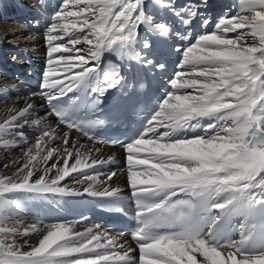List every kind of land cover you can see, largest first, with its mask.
Masks as SVG:
<instances>
[{"label":"snow or ice","instance_id":"obj_1","mask_svg":"<svg viewBox=\"0 0 264 264\" xmlns=\"http://www.w3.org/2000/svg\"><path fill=\"white\" fill-rule=\"evenodd\" d=\"M161 2L165 7L174 5V0ZM202 3L206 4V0ZM176 14L186 26L191 25L201 15L200 5L189 0ZM50 20L45 29L47 59L40 92L50 104L78 90L95 71V63L103 51L133 42L140 25L150 22L143 11V0H63ZM211 23L210 19H203L206 29ZM153 30L167 35L170 28L159 23L153 25ZM177 35L186 42L177 49L182 56L178 72L189 63L185 50L193 61H198V55L193 54L199 49L223 46L224 51L208 57V71L202 75H208L214 81L215 99L230 102V106L200 112V116L213 118L203 129L202 138L192 139L188 144H176L171 142L178 139L174 138L175 128L194 116L176 110L172 98L165 99L144 133L131 142L120 144L125 149L128 184L137 197L134 211L137 227L130 233L136 248L120 243L112 235L98 234L91 229L74 233L66 224L55 223L49 226V231L37 245L22 252L15 240L17 230L0 227V264H264V227H253L248 231L242 226L238 240H222L215 230L219 216L206 231L197 219L201 210L216 209L224 214L245 215L255 207L264 206V75L255 84L232 79L238 74L235 65L239 62L233 57L248 49H259L253 62L264 73V0H238L234 15L225 13L213 28L198 38L193 39L190 31ZM144 46L150 45L145 43ZM159 67L163 68V65ZM175 78L171 82L172 88L176 87ZM119 79L117 73L115 83H119ZM115 83L107 84V87L115 86ZM93 91L102 92V89L97 87ZM255 99L262 102L255 110L260 115L258 124L246 119L243 108ZM237 100L243 103H235ZM32 107L26 104L22 109H13L11 117L0 122V133L12 132L28 124L25 116ZM170 108L173 110L168 113L169 119H163L165 110ZM172 120L175 124L170 123ZM195 122L199 124L198 119ZM69 128L81 131L93 142L118 143L98 141L84 128L72 123L66 124V129ZM16 135L24 139L22 133ZM42 136L43 133L24 151L26 157L35 153L30 159H22L11 176H0V197L16 190L80 194L62 187L61 182L72 173H80L83 179H95L98 183L101 175L106 180L116 175L115 171L101 173L100 169L111 162L112 157L102 159L93 155V152L99 153L100 148L77 144L67 131L60 140L62 148L60 144H45ZM156 140L163 143L154 145ZM80 149H86V169L90 172L77 167ZM69 159H73L72 164ZM49 161H52L50 165ZM17 163L12 161L14 165ZM65 169L70 171L65 172ZM53 170L55 175H50ZM136 173L153 179L136 182ZM162 189L170 190L162 202H141V196L156 195L157 190ZM83 192L107 197L116 195L118 189L107 186L96 191L90 183ZM221 195L225 196L223 202L217 199ZM3 207L4 201L0 199V208ZM6 217L5 213H0V220ZM154 228L172 231L156 235L152 233ZM29 231L25 228L23 235H28ZM31 231L39 229L33 225ZM116 235L123 236L124 233ZM137 249L139 255H133Z\"/></svg>","mask_w":264,"mask_h":264},{"label":"bare ground","instance_id":"obj_2","mask_svg":"<svg viewBox=\"0 0 264 264\" xmlns=\"http://www.w3.org/2000/svg\"><path fill=\"white\" fill-rule=\"evenodd\" d=\"M62 3L63 0H0V122L9 119L13 114V109H22L26 104L33 105L30 113L25 116L28 124L15 128L12 132L0 133V176H11L19 163L23 162L22 159H30L35 154L33 152L26 157L23 153L41 133H43L42 140L45 144L57 145L60 144L66 131L70 139H76L77 144L100 148V152H93V155H98L102 159L112 157V161L105 164L100 171L101 173L115 171L116 175L110 180H106L101 175L99 178L101 182L98 183L95 179H83L80 173H72L61 182L62 187L66 186L70 190L79 191L80 194L35 193L16 190L0 197L4 201V207L0 208V213L7 215L5 219L0 220V227L17 230L15 240L21 246L22 252L29 251L32 246L37 245L42 236L49 231V226L55 224L50 216L53 207L56 204H61L64 207L71 204L72 200L80 195L88 194L83 191L90 183L94 185L96 191H101L107 186L118 189L114 197L124 200L125 197L133 194L128 184L129 173L125 167V149L92 142L77 131L59 125L47 109L48 101L40 94L47 59L45 29L51 23L50 17ZM188 3L189 0H174V5L170 8L163 6L161 0H143V11L149 17L150 22L140 25L139 34L133 42L123 46L116 45L103 51L98 62L95 63V71L87 77L91 79L93 89L99 87L97 74L109 56L123 58L129 69L132 59L145 62L150 68L153 78L157 77L155 81L157 86L159 85L162 102L172 98V105L176 110L194 116V119L187 120L183 126L175 128L174 138L178 139H173L171 142L176 144H188L192 139L202 138L200 136L203 135V129L213 118L200 116V112L223 110L226 105L230 106V102H221L215 99L214 81L210 76L202 75L208 71V57H211L214 52L224 51L223 46H218L216 49H199L197 53L193 54L194 56L198 55V61H193V58L187 55L188 50H185V57L189 63L184 65L182 72H178L182 56L177 49L186 42L177 33L184 35L190 31L193 39L198 38L200 34L213 28L225 13L234 15L238 10V0H206V4L202 3V0H193V3L200 5L201 15L194 19L191 25L186 26L176 13L182 11ZM204 18H208L212 22L207 29L203 25ZM159 23L169 26L170 31L167 35L153 30V25ZM145 43L150 46L145 47ZM258 51L259 49H248L239 56L233 57L239 62L235 65L238 74L232 79L244 80L252 84L261 80L264 73H261L259 66L253 62ZM165 57L170 59L171 68L167 67ZM147 61H151V63H147ZM160 65H163V68L159 67ZM174 78L176 87L172 88L171 82ZM76 91L64 97H74ZM235 103L242 104L243 102L237 100ZM261 103L259 99H255L243 105L246 119L258 124L260 115L255 110ZM172 110V108L165 110L163 119H169L168 113ZM195 119L199 120V124H196ZM170 123L175 124V121L172 120ZM16 133H22L24 139H21ZM52 137L56 139L53 140ZM158 143H163V141H153L154 145ZM60 147L62 148L63 145L60 144ZM148 147H152V145H148ZM85 151L86 149H80L77 167L85 172H90V169H86ZM13 160L18 163L12 164ZM48 163L50 165L52 161ZM72 163L73 159H69V164ZM68 171L70 170L65 169V172ZM50 175H55V170ZM134 178L136 182L153 179L151 176L146 177L139 173H136ZM168 191L170 193V190ZM220 197L223 200L225 198L224 195ZM64 224L71 227L74 233L86 232L91 229L98 234H104L84 224L76 222ZM33 225L39 231H31ZM25 228L30 230L28 235H23ZM117 240L126 246H131L128 240ZM133 255H139L138 249Z\"/></svg>","mask_w":264,"mask_h":264},{"label":"rangeland","instance_id":"obj_3","mask_svg":"<svg viewBox=\"0 0 264 264\" xmlns=\"http://www.w3.org/2000/svg\"><path fill=\"white\" fill-rule=\"evenodd\" d=\"M155 77V79H157V77L156 76H154ZM159 86V85H158Z\"/></svg>","mask_w":264,"mask_h":264}]
</instances>
